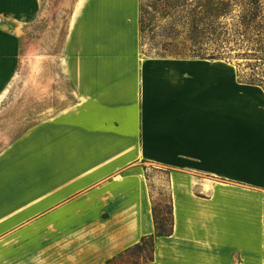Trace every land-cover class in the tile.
<instances>
[{
  "label": "crops",
  "instance_id": "1",
  "mask_svg": "<svg viewBox=\"0 0 264 264\" xmlns=\"http://www.w3.org/2000/svg\"><path fill=\"white\" fill-rule=\"evenodd\" d=\"M143 0H0V264H264V90L218 59L146 55Z\"/></svg>",
  "mask_w": 264,
  "mask_h": 264
},
{
  "label": "rangeland",
  "instance_id": "2",
  "mask_svg": "<svg viewBox=\"0 0 264 264\" xmlns=\"http://www.w3.org/2000/svg\"><path fill=\"white\" fill-rule=\"evenodd\" d=\"M143 0L140 6V43L144 54L174 57L219 55L218 60L232 64L242 80L252 78L264 87V20L261 31L234 35L242 31L239 20L244 8L254 0H226V14L219 18L226 34L219 36L196 32L190 27L197 18L201 0ZM264 5V0H259ZM260 23L261 20H257ZM194 33L195 36L194 37ZM190 35L192 38H190ZM235 37L237 39H235ZM167 169L149 166L146 175L150 181L153 200L160 213L170 210ZM150 243L147 242V247ZM146 254V253H144ZM126 261L125 264L128 261ZM131 263V261H130Z\"/></svg>",
  "mask_w": 264,
  "mask_h": 264
},
{
  "label": "trees",
  "instance_id": "3",
  "mask_svg": "<svg viewBox=\"0 0 264 264\" xmlns=\"http://www.w3.org/2000/svg\"><path fill=\"white\" fill-rule=\"evenodd\" d=\"M250 3H252V5L249 4L246 6L247 8H244L242 18L239 20V25L242 26L243 30H236L234 32L236 37H239L243 34L247 35L248 33L254 35V32L261 31L262 29V20H264V5H261L259 0H254ZM228 5L229 3L226 0H201V3H198L200 9L196 13L197 18L192 19L190 27H192V29L194 27L196 32L199 33V36L200 33L203 35L205 33H209L216 36L226 34L227 31L224 30V25L222 22H219V18L226 14V10L224 9ZM257 20H261L260 23H258ZM194 37H196L195 33ZM236 37L235 39H237ZM190 38H192L191 35ZM218 56L219 55H212L210 57H205L204 55L201 56L197 54L189 57L215 59L220 58ZM238 80L241 82L259 85L264 90L262 83L252 78H249L248 80H242L239 76ZM152 214L155 227L154 234L143 236L137 243L122 250L116 256L110 258L106 264H125L126 261L124 259H126L128 261L127 263L129 264H147L152 259L154 236L169 235L172 232L171 203L170 210L165 214L158 211V206H156V203L154 200H152ZM147 242L150 243V246L148 247Z\"/></svg>",
  "mask_w": 264,
  "mask_h": 264
}]
</instances>
